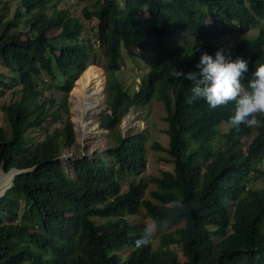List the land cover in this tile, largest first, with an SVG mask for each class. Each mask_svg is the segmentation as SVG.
Wrapping results in <instances>:
<instances>
[{"label":"trees","instance_id":"16d2710c","mask_svg":"<svg viewBox=\"0 0 264 264\" xmlns=\"http://www.w3.org/2000/svg\"><path fill=\"white\" fill-rule=\"evenodd\" d=\"M87 1L93 9L84 7L82 15L95 20L92 31L68 9H57V0H17L12 14L0 1L6 70L0 97L13 93L0 106L8 125V131L0 126V170H23L0 196V264H264V188L250 182L252 171L261 172L264 118L259 128L222 132L232 104L213 110L203 99L189 102L192 84L184 79L172 93L167 89L176 81L169 76L174 67L198 71L192 63L202 52L214 57L215 39L256 28L234 47L248 62L246 83L264 52V0ZM169 37L185 39L184 45L166 52L138 91L125 90L111 72L119 68L122 47L129 55L160 51ZM92 51H101L111 70L110 112L102 113L100 125L115 145L79 155L71 177L60 158L76 142L67 96ZM43 71L62 92L58 98L40 88ZM157 88L173 171L149 176L156 187L146 199L143 178L132 180L145 169L146 137H123L118 124ZM137 214L169 226L155 248L137 246L145 226L126 218Z\"/></svg>","mask_w":264,"mask_h":264},{"label":"clouds","instance_id":"9594fccd","mask_svg":"<svg viewBox=\"0 0 264 264\" xmlns=\"http://www.w3.org/2000/svg\"><path fill=\"white\" fill-rule=\"evenodd\" d=\"M56 8H57V5H56ZM61 9H64V8H61ZM50 10L51 9H47L46 11L50 12ZM256 33H257V29L253 28V30H251L250 32H247L244 35L250 36V35H254ZM228 35H232V34H227L226 36H228ZM244 35L243 34L233 35V36L238 37V39L235 41L234 44H229V42L226 39H224L225 36L221 37L219 39H215V41H214L215 45H216L214 47L215 51L209 52L211 54H215L214 57L212 55H209L207 52H202L200 55L198 63H197L196 58H195L194 62L192 63V66L194 68L196 67V69H198V71H188V72L186 71V72H184L183 70L177 69L174 67L169 72V76L172 79L176 80V81H173V84L168 85L167 89L169 90L168 91L169 93H172L173 89L177 90V88L179 87V80L184 79V80L191 81V84H192V87H191L192 95L189 98V102H194L198 99H203L206 101L209 108L213 109V110L220 108V107L227 106L229 104L233 105L232 114L229 117L228 122L220 124L219 129L222 132H226V131H228V129H239L241 125H244L248 128H252V127L259 128L262 125V119L261 118H264V52H259L258 59L256 60L258 65H256L254 67V69H252L250 77L247 78L246 83H245V76H246V74L249 73L248 62L246 60L240 58L239 57L240 54L235 52V48H234L236 43L239 41V39L241 37H243ZM177 40H179V38H177ZM184 40L185 39L181 40V43H175L173 41V39H171L169 37L167 39V41L165 42V44L161 47L160 51H145L144 52V51L137 50L135 55H129L130 57L134 58L135 60H138V59L142 60L143 58H146V59L152 58V60H155L152 67L150 66L149 69L146 68L145 73L140 74L141 79L137 82V86H138L137 89L125 88L122 85V83L114 75L115 71L119 72L121 70L120 58H121L122 54L120 55V58H119V68L115 69L114 71H111L109 69V66H108V61L103 56L102 52L98 51L97 53H95L94 51H92L90 53V55H88V57H87V63L84 66V68L72 80V83H71L70 88H69L68 96H67L69 120L72 123L74 133H75V130L77 132L76 128L78 127V123L75 120V116H74V119L71 118V113H70L71 112L70 103L72 101L71 90L75 85V81L78 79V77L81 75V73L88 66L94 65L98 68H101L104 71V73H105V71H107V73L109 71V74H110V71L113 72V76L119 81L121 86L125 90H127L129 93H133L135 91H138L139 85L142 83V81L144 79L147 78L148 73L151 70L156 68L157 62L164 56V54L166 52L174 49L176 47V45H178V44L184 45ZM171 44H173L174 47H171ZM262 48L264 49V46ZM101 59H103V62H101ZM144 66L147 67V65H144ZM42 75H46L44 71L40 73V79H41V81L39 83L41 85L40 88H44L45 90L46 89L49 90V88L53 87L56 91H58L60 93V96H61L62 92L59 91L56 87L50 85L49 78L44 79V78H42ZM105 79H106V77H105ZM111 79H112V75H111ZM109 81L106 83V86L104 88L105 98L103 97V106L101 108L102 110H105V111H103V113L104 112H110V109L108 108L107 95H106V87H107ZM45 82H47V83H45ZM45 84L48 87L42 86ZM102 92H103V89H102ZM159 92L160 91L158 88L154 89L153 93L150 96V99L154 98V97H159V98H161L162 103L165 106L161 95H159L161 93H159ZM49 94H52V93H49ZM49 94H47V95H49ZM69 94H70V100H69ZM52 95L55 96L54 94H52ZM56 98H58V97H56ZM171 100L173 103V98ZM145 102H147V101H145ZM141 103L142 102H140V105H142ZM137 104L138 103L130 106L127 113H129L130 109ZM101 109L99 111H102ZM127 113L120 119V122L127 115ZM101 115H100V117H101ZM128 118H131V116ZM96 119H97V117H96ZM100 120L101 119L99 118L98 126H99L100 130H102V129L107 130L106 128H104L100 125ZM120 122H119V124H120ZM119 124H118V130H119ZM166 127H167V121H166ZM222 127H225L226 129L223 130ZM165 129H164V133H165ZM78 131H79V127H78ZM107 132L109 134L108 130H107ZM134 133H132V134H134ZM121 134L123 135V137L125 136L123 133H121ZM127 135H130V134H127ZM75 137H76V134H75ZM153 143H157V142L155 141ZM159 146H160V148H158V149L153 148V149L154 150L163 149V147L160 144H159ZM168 149H169V140H168V145L165 148V152H166V156L171 159L172 169L166 170V171H173L172 156L169 154ZM84 154H86V153H84ZM63 157L67 158L68 156H63ZM263 160H264V158L261 160V162ZM261 162L259 164H261ZM260 171L261 172H254L255 175L251 176V178L256 177L257 175L263 173L262 170H260ZM252 173H253V171L251 172V174ZM257 188H261V187H257ZM263 188H264V186H263ZM180 206L182 207L183 205L181 204ZM159 227H160V221L159 220L153 219L150 223H147L143 229L142 234L140 235L139 239L137 240V246L138 247L150 246V248H153L151 245V242H152V239L154 238V236L157 234ZM175 247L179 250V248L176 245H172L170 250H173L176 252ZM129 252H130V250L128 251V253ZM176 253L178 254V252H176ZM183 260H184V258H183ZM133 262L135 263L136 261H133Z\"/></svg>","mask_w":264,"mask_h":264},{"label":"rangeland","instance_id":"374dc122","mask_svg":"<svg viewBox=\"0 0 264 264\" xmlns=\"http://www.w3.org/2000/svg\"><path fill=\"white\" fill-rule=\"evenodd\" d=\"M1 2H7L10 7V14H12L17 0H0ZM84 7H87L89 10H92L93 7L90 3H88L87 0H57V9L66 8L71 12L74 16L79 17L81 20L86 21L85 22V29L86 31H92V28L95 26V20H88L82 15V9ZM57 30H53L52 34L57 33ZM175 43H181V40H177V38H172ZM224 39H226L229 44H234L235 41L238 39V37L233 35L225 36ZM171 47H174L173 44H171ZM121 70L119 72L115 71V77L122 83V85L125 88L128 89H137V82L141 79L140 74L145 73L146 68L149 69V67L153 66V63L155 60L146 59L143 58L135 60L134 58L130 57L129 54L126 53L125 48L122 47L121 50ZM101 62H103V59H101ZM144 65H147L145 67ZM0 71L6 72L4 68L0 66ZM90 71H93V78L92 80L96 83L98 89L103 87V97L105 98V92L104 88L106 86V83L111 79V75L109 74V71H104L101 73L100 69L92 68ZM102 76L104 78H102ZM106 77V79H105ZM42 78L48 79L49 77L47 75H42ZM105 81V83H102ZM47 83V82H45ZM78 83V81H77ZM102 85V86H101ZM104 85V86H103ZM44 87H48L46 84L42 85ZM77 89V88H76ZM100 91V89H99ZM52 93L56 97L60 96V93L56 91L53 87L49 88V90H44V94ZM160 95V94H159ZM13 97V93L11 91H5V94L0 97V106L3 103H9ZM69 100H70V94H69ZM142 105L138 103L134 107H132L127 113V115L121 120L119 124V131L123 133L125 136L127 134H143L146 137V165L145 169L142 171L140 176L134 175L132 178L133 181L137 182L140 177L143 178L144 182V198H151L150 191L155 189V184L152 182H149V176H159L161 171L163 170H171L172 169V162L169 157L166 156L165 148L168 145L169 136L165 132L164 129L166 128V121L164 119L165 117V106L162 103L161 98L154 97L148 100L147 102H142ZM71 107V118L74 119L75 116V110H74V104L71 101L70 103ZM102 110V109H101ZM103 111H99L97 114V121L96 126L100 130L98 124H99V118L100 115L103 113ZM101 112V113H100ZM131 118H128L130 117ZM0 126L3 127L6 131H8V125L7 121L5 120V117L3 116V113L0 111ZM77 132L75 130L76 134V143L71 148H65L63 150V153L61 154L60 158L62 159V166L64 168V171L73 177L72 172V161L77 158L79 155L88 153L90 155L94 156L95 152H103L107 147L114 146V139L112 137V134H108L107 130L102 129L103 134H99V136H93L90 138H87L84 140V142H81L78 140L81 138L79 135L78 127L76 128ZM142 129V130H141ZM223 130H225V127H222ZM257 132L255 131L253 134L255 135ZM79 135V136H78ZM252 137H246L244 138L245 142H250L252 140ZM159 143L163 149L154 150L152 147L153 142ZM63 156H68L63 157ZM96 156V155H95ZM258 168L262 170L263 173L257 175L256 177H252L250 179V182L252 186L254 187H263L264 186V160L259 164ZM255 173L253 172L251 176H254ZM126 218L131 220L135 224H141L142 226H145L147 223L151 222V219L141 216L140 214L137 215H126ZM169 226L166 224L159 227V230L157 234L152 239L151 245L153 248H155L158 244V238L159 235L167 230ZM176 252H178L179 259L183 260V257L180 255V251L175 247Z\"/></svg>","mask_w":264,"mask_h":264},{"label":"bare ground","instance_id":"6f19581e","mask_svg":"<svg viewBox=\"0 0 264 264\" xmlns=\"http://www.w3.org/2000/svg\"><path fill=\"white\" fill-rule=\"evenodd\" d=\"M92 68L100 69L101 73L103 72L101 68L94 65L88 66L75 81V85L71 90V99L74 103L76 114L75 120L78 123L79 135L81 137L80 139L78 137V140L81 142L92 137V135L99 136V134H103V131L99 130L96 126L97 114L103 106V87H100L99 91L96 83L92 80L93 71H90ZM102 78L104 77L102 76ZM104 82L102 79V83ZM15 172V169L8 173L3 172L2 169L0 170V196L11 184Z\"/></svg>","mask_w":264,"mask_h":264},{"label":"water","instance_id":"95a60500","mask_svg":"<svg viewBox=\"0 0 264 264\" xmlns=\"http://www.w3.org/2000/svg\"><path fill=\"white\" fill-rule=\"evenodd\" d=\"M12 169H15V168H12ZM10 170H11V169H10ZM15 170H16L15 174L23 171V170H18V169H15ZM9 186H10V185H9Z\"/></svg>","mask_w":264,"mask_h":264}]
</instances>
